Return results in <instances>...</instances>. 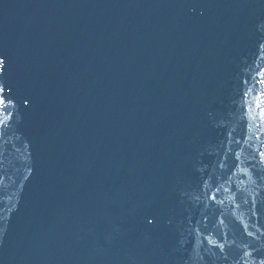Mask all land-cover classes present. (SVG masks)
I'll list each match as a JSON object with an SVG mask.
<instances>
[{"label": "water", "instance_id": "95a60500", "mask_svg": "<svg viewBox=\"0 0 264 264\" xmlns=\"http://www.w3.org/2000/svg\"><path fill=\"white\" fill-rule=\"evenodd\" d=\"M162 1L157 0L155 6L151 4L153 8L146 9L151 17L139 25L145 32V37L139 39L141 45L144 47L146 41H151L149 54L152 59L128 61L121 54V50L136 52L131 35L121 43H109V46L114 45L120 50L118 57L121 59L117 61L130 68L123 76L129 83L118 87L122 82L119 74L102 70V67L110 64V58H116L114 52H105L110 48L108 45L99 47L93 55H87L72 44L68 46L69 51H61L56 43L57 37L48 31L43 32L46 27L41 25V21L52 22L49 10L38 7L34 9L35 13L43 11L41 14L47 15H33L31 19L24 8L21 12L14 9L15 5L21 3L23 6L29 5L27 0H0V60L4 61L0 65V78L5 97L11 99L14 105L11 120L5 125L3 143L12 150L10 157L7 155L0 160V264H203V260H198L204 257L200 254V242L211 240L213 233L208 229L215 228L214 225L220 222L218 207L221 200L218 198V189L214 188L221 180L217 174L226 168L230 172L241 157L242 150L238 147L233 149L236 143L232 142V135L225 140L223 131L228 132L230 127H223L227 121L223 123L218 118H223L220 106L230 102L231 98H226L220 104L216 95L209 97L208 100L212 102L210 105L214 108L199 124L194 120L198 109L194 98L208 97L210 92L206 94L201 86L209 80H213L216 85L218 77L234 69L231 64L226 67L220 65L222 57L211 63L212 53L222 52L224 48L233 51L234 48L230 42L203 49L196 44L182 46L179 39L167 30L169 26L164 28L159 17H155V12L162 10L158 5ZM263 2L256 0L255 3ZM250 18L246 26L237 32L235 42H241L240 52L243 56H236L235 67L258 51V44L255 43L257 37H261L259 42L263 45L264 31L260 20L264 19V11H255ZM85 25H78V32L84 35L78 39L90 41L89 36H92V42L100 43V30L90 24ZM70 27L65 24L63 29L69 30ZM163 30H166V38L162 35ZM253 30H256V34L251 33ZM23 33L33 41L41 36L43 42H48L47 45L54 48L55 55L51 51L49 56L53 59L51 65L59 70V76L43 79L48 71L40 64L41 56L36 51L34 59L29 60L25 59L26 54L22 51L19 53L20 58L12 54L10 36H15V39H10L12 44L16 43V47H20V40L25 38ZM115 33L118 32L107 33L110 40ZM126 33L123 32V36ZM85 34L89 35L86 37ZM80 44L73 43L75 46ZM162 46L175 47L187 56L194 52L195 56L189 61L185 57L179 58V67L176 70L172 68L174 72L168 74L164 66L158 68L154 62L155 59L160 60ZM202 55L204 59L200 61ZM165 64L170 65L169 58ZM217 66L219 71L213 69ZM63 68L71 71L73 79H62ZM133 69H153L154 72L146 78L151 81L156 73L158 82L165 79L167 86L157 83L150 91L145 81L132 82V76L137 75ZM201 70L204 72L202 77L199 76ZM89 72L92 75L80 85L89 86L94 78H101L98 88L93 92L107 100L106 109L109 111L105 112L108 114L106 120L100 115L95 116L90 125L87 124L89 126H83L66 139V145H62L60 139L56 140L55 135H50L51 142L49 138L40 140L47 150L41 148L39 142H33V129L41 122L40 109L31 105V102L44 93L46 101L54 105L52 109L46 105V115L50 113L61 123V129L57 130L63 134L64 131H73L72 122H64L60 116L62 111L68 112L65 91L69 89V94L73 95L76 102L85 98V94L81 96L77 93L78 86L71 84L75 77L79 83L83 79L82 75H88ZM109 75L115 77L106 78ZM190 80L200 87L197 93L202 92L204 96H191L190 93L181 95V91L190 88ZM28 81L30 88L27 87ZM139 83L146 96L142 92L136 93ZM104 86L110 89L104 90ZM211 86L212 93H215L216 86ZM163 87L168 94L173 95L172 103L175 105L166 108L160 99L165 93ZM48 92L53 93V97ZM112 98L120 99L116 101ZM57 100L62 102L57 103ZM119 106L128 109L125 114L137 113L141 135L131 133V129L120 120L118 129H111L112 122L118 117L117 112L121 110ZM147 106H150L153 115H145ZM241 106L244 107L245 103L242 102ZM81 108L83 112L90 111V107L85 104ZM227 110L230 112V109ZM91 113L89 116L92 117L94 112ZM232 113L235 114V111ZM27 115H33L34 119L27 118ZM202 116L203 110H200L199 118ZM74 118L79 120L84 117ZM205 121L211 123L202 126ZM49 128L56 133L55 124ZM185 129L191 135L187 144L184 143L187 136ZM194 130L200 133L199 137L193 136ZM30 159H34L33 163H30ZM201 163H205L206 167L201 168ZM14 164V174H10L9 167ZM222 177L226 178L223 172ZM212 179H216V182L213 183ZM204 196L207 199L203 200ZM211 241L212 246L205 250L210 254L216 248L217 254H220V248L216 247L219 245L213 244L215 240ZM207 260L204 264L209 263Z\"/></svg>", "mask_w": 264, "mask_h": 264}, {"label": "snow or ice", "instance_id": "6c2138e0", "mask_svg": "<svg viewBox=\"0 0 264 264\" xmlns=\"http://www.w3.org/2000/svg\"><path fill=\"white\" fill-rule=\"evenodd\" d=\"M4 61L0 60V65H3ZM261 76L264 77V73H261ZM262 85H264V78H262L259 81ZM258 106L260 107V118L264 119V93L261 94V98L260 100L257 102ZM11 106V102L6 101V97L4 95V89L2 87H0V109L4 110V114H7V109ZM249 110L251 111V108H249ZM255 118V117H253ZM262 155H264V153H262Z\"/></svg>", "mask_w": 264, "mask_h": 264}]
</instances>
